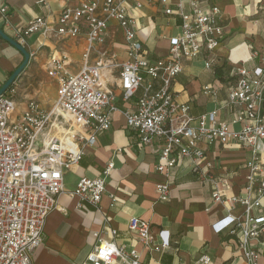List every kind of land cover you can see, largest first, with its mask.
I'll return each mask as SVG.
<instances>
[{"label":"built area","instance_id":"2783aa9c","mask_svg":"<svg viewBox=\"0 0 264 264\" xmlns=\"http://www.w3.org/2000/svg\"><path fill=\"white\" fill-rule=\"evenodd\" d=\"M144 1L80 0L64 6L52 19L38 16L23 26H13L7 7L0 6V22L26 50L34 35L55 42L84 40L82 63L76 73L68 71L70 62L64 51L49 58L46 75L55 81V99L49 109L28 99L19 110L18 79L0 96V264H32L31 255L42 242L45 220L64 192L65 172L79 164L99 134L110 130L113 114L120 111L118 98L128 103L140 90L134 107L124 110L123 116L136 147L159 146L154 165L162 177L156 185L159 200L168 201L173 170L186 160L190 173L213 189L214 204L242 208L238 217L228 215L215 221L212 230L237 238L239 264H258L260 258L264 261V252L255 245L264 235V216L255 214L264 198V65L246 66L250 59H228L234 82L226 100L220 107L193 117L190 106L177 100L170 85L182 72L183 61L202 56L206 69L217 63L215 50L224 37L221 10L203 0H178L175 9L169 0H160L165 14L180 17V33L170 39L167 57L150 60L126 5L132 2L141 9ZM39 3L47 7L45 0ZM112 22L122 34L124 59L108 43ZM27 51L32 58L34 53ZM157 81L160 85L155 89ZM202 94L215 100L218 89L206 85ZM221 109L230 113V121L219 119ZM214 145H235L248 151L241 194L220 193L219 186L225 180L215 175V160L206 154ZM112 167L109 162L104 177ZM104 177L78 181L70 192L78 200L77 208L89 205L99 210ZM114 202L111 197V207ZM126 227L149 253L168 246L167 236L155 241L148 221L131 218ZM110 234L111 241L94 234L98 242L81 264H141L136 249L116 244V230ZM210 263V256L202 254L190 264Z\"/></svg>","mask_w":264,"mask_h":264},{"label":"crops","instance_id":"0c3cea01","mask_svg":"<svg viewBox=\"0 0 264 264\" xmlns=\"http://www.w3.org/2000/svg\"><path fill=\"white\" fill-rule=\"evenodd\" d=\"M45 1L47 7L40 4L39 0H0V6L7 7L13 26H23L38 16L52 19L64 6L76 5L80 0ZM203 1L218 6L222 14L224 37L215 50L217 63L211 69H206L202 56L194 61H183L182 72L170 85L177 100L190 106L193 117L220 107L226 100L228 89L234 82L233 67L228 59H250L245 63L246 66L264 65V38L261 36L264 13L260 16L258 10L264 0ZM177 2L169 0L170 7L175 9ZM126 5L129 15L136 20L137 37L147 57L150 60L167 57L170 39L180 33V17L165 14L160 0H145L141 9H136L132 2H126ZM0 29L9 37L13 36L12 31L1 22ZM109 37V45L124 59L122 34L115 22L110 23ZM239 46H244L245 52L234 57L232 50ZM83 48L82 37L55 42L37 35L31 36L27 50L34 55L18 78L20 86L16 99L19 110L23 109L28 99H35L43 108L49 109L55 99V81L45 71L49 58L57 51H64L70 62L68 71L74 74L81 66ZM22 60V55L15 48L0 40V86ZM31 64L36 69L27 75ZM216 69H220L218 75ZM23 75L27 77L25 89H21V82L22 87L25 85ZM44 82L54 85V97L49 103L40 98L41 94L46 95L45 91L42 92ZM159 85L157 81L154 88ZM206 85L218 89L215 100L202 94V88ZM140 93L141 90L128 103L118 98L120 111L113 114L110 130L99 134L94 146L85 150L79 164L65 172L64 192L58 197L56 208L45 220L42 242L31 255L32 264H81L98 242L94 234L99 233L101 239L111 241L110 230L117 231L114 239L116 244L134 248L141 254V264H190L202 254L210 256V264H239L237 238L226 231L217 234L211 225L228 215L240 216L242 208L214 204L211 198L213 189L190 173L186 160L173 170L174 184L169 191L168 201L159 200L156 185L162 181V177L154 170L159 146L136 147L135 136L126 128L123 116L124 110L134 107ZM218 116L220 120H231L230 113L225 109H221ZM206 154L208 159L215 160V175L225 180L219 186L222 196L241 194L248 151L235 145H214L207 148ZM109 162L113 163V167L104 177L103 172ZM82 177H104L105 193L99 203V210L89 205L77 208V198L70 195ZM111 197L115 198L113 207L110 206ZM255 214L264 216V198L262 207ZM135 217L151 224L155 241L159 242V236H167L168 246L153 253L143 249L137 237L126 227L128 220ZM255 245L264 252V235L261 242ZM258 264H264L262 258Z\"/></svg>","mask_w":264,"mask_h":264},{"label":"water","instance_id":"95a60500","mask_svg":"<svg viewBox=\"0 0 264 264\" xmlns=\"http://www.w3.org/2000/svg\"><path fill=\"white\" fill-rule=\"evenodd\" d=\"M0 40L6 42L7 44L15 48L23 57V60L20 63V65L11 73V75L7 78V80L0 86V96H1L11 86V84H13L14 81L20 77V75L26 69L30 60V54L23 46H21L11 37L5 34L2 29H0Z\"/></svg>","mask_w":264,"mask_h":264},{"label":"rangeland","instance_id":"374dc122","mask_svg":"<svg viewBox=\"0 0 264 264\" xmlns=\"http://www.w3.org/2000/svg\"><path fill=\"white\" fill-rule=\"evenodd\" d=\"M258 8H259L258 9L259 10V15L261 16L264 13V1L261 2V4L258 6ZM261 36L264 38V28L261 31ZM260 53L262 54V50H261ZM35 69H36V66L32 67V64H31V69H29V70L27 69V75H30L31 72H34ZM23 78H24L23 82L25 83V85L22 87V82H21V89L22 88L25 89L27 87V82H25L26 81L25 78H27L26 75H23ZM19 86H20V84H19ZM53 87H54V85H53L52 82H49V83L44 82L42 84V92L45 91L46 95L41 94L40 98L43 99L46 103H49L54 97V89H53Z\"/></svg>","mask_w":264,"mask_h":264},{"label":"bare ground","instance_id":"6f19581e","mask_svg":"<svg viewBox=\"0 0 264 264\" xmlns=\"http://www.w3.org/2000/svg\"><path fill=\"white\" fill-rule=\"evenodd\" d=\"M245 52V48L244 46H239V47H236L232 50V55L234 57H239V55L243 54V52Z\"/></svg>","mask_w":264,"mask_h":264},{"label":"trees","instance_id":"16d2710c","mask_svg":"<svg viewBox=\"0 0 264 264\" xmlns=\"http://www.w3.org/2000/svg\"><path fill=\"white\" fill-rule=\"evenodd\" d=\"M219 71H220V69H216V73H217V75L219 74ZM11 74H9V76H10Z\"/></svg>","mask_w":264,"mask_h":264}]
</instances>
